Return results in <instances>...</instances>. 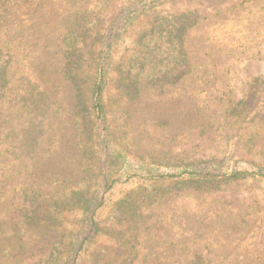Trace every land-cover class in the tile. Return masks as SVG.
Returning <instances> with one entry per match:
<instances>
[{
    "label": "rangeland",
    "instance_id": "374dc122",
    "mask_svg": "<svg viewBox=\"0 0 264 264\" xmlns=\"http://www.w3.org/2000/svg\"><path fill=\"white\" fill-rule=\"evenodd\" d=\"M137 1L0 0V55L8 61L0 98V264H46L50 256L53 235L24 223L25 193L98 183L91 115L78 106L67 72L65 37L73 31L87 76L111 44L105 100L116 146L177 171L264 170V0ZM129 8L139 15L125 26ZM171 22L185 29L181 46L192 67L176 81ZM155 45L157 62L143 66L140 57ZM125 70L139 79L127 104L115 86ZM222 178L202 188L158 184L157 197L141 206L136 256L127 264H264V178ZM141 186L149 189L132 180L106 195L100 243L114 245L106 235L113 207Z\"/></svg>",
    "mask_w": 264,
    "mask_h": 264
},
{
    "label": "trees",
    "instance_id": "16d2710c",
    "mask_svg": "<svg viewBox=\"0 0 264 264\" xmlns=\"http://www.w3.org/2000/svg\"><path fill=\"white\" fill-rule=\"evenodd\" d=\"M165 1L167 0H141L137 1L135 5L149 4V7H155ZM138 15L132 8L125 12V26ZM88 22L87 17L81 19V28L85 35L88 33L86 27ZM171 24H173L174 32L170 33L169 37H176L179 40V43L176 44L179 48L178 51L174 49L176 53L172 68V72H174L172 78L176 81L189 74L192 67L181 46L185 29L182 25L175 26L173 22ZM85 27L86 29H84ZM79 37L80 34H77L76 31L65 37L69 59L67 72L70 82L77 92L78 106L91 115L90 137L96 141L95 148L100 154L101 170L98 183L92 189H76L65 192L59 189L43 191L37 188L30 193H25V200L28 201L29 208L23 218L24 223L32 227H42L54 237L53 247L46 264L130 263L136 256L137 218L140 216L141 206L157 197L158 192L155 194L153 192L156 191L158 184L167 185L170 188L186 185L202 188L220 183L221 177H223L222 180L264 178V170L261 169L257 171L235 169L226 176L199 170L195 165H188L189 169L177 171L169 161L139 156L129 152L126 148L116 146L108 125V116L112 111H109L110 105L108 107L105 100L107 86L112 81L110 79L111 70H108L111 44L104 45L96 60L94 75L87 76L88 74L83 72L78 59ZM110 37L112 38L111 34ZM108 40L109 38L106 42ZM140 43L141 47L148 46ZM141 47L137 49L139 57L141 56ZM172 47L170 46V48ZM157 48L155 45L153 49H150L149 58L140 57L143 66L148 60L157 62L152 61L157 57L154 54ZM7 64L8 61L0 55V98L4 92V72ZM134 76L125 70V75L118 76L115 81L118 90H125V104L132 100L133 92L138 90L139 79ZM114 100L117 101L115 98ZM97 129L99 135L96 133ZM132 180L149 184V189L138 187L133 191V195L126 196L114 205L110 230L106 233L107 236L113 238L114 245L100 243L98 239L103 236L104 232L99 224V213L105 207L106 195L121 183Z\"/></svg>",
    "mask_w": 264,
    "mask_h": 264
}]
</instances>
